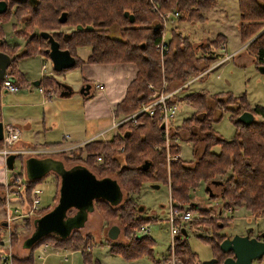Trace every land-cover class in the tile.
I'll list each match as a JSON object with an SVG mask.
<instances>
[{"label": "trees", "instance_id": "obj_1", "mask_svg": "<svg viewBox=\"0 0 264 264\" xmlns=\"http://www.w3.org/2000/svg\"><path fill=\"white\" fill-rule=\"evenodd\" d=\"M157 1L162 11H177L180 13L181 21L187 20L191 24L206 23L207 12L218 4L216 0ZM0 2L9 3L7 12L0 16V51L5 49L13 54L18 51V47L9 48L3 42L1 24L8 23L11 17L15 19L17 25H24V29L18 34L29 38L24 44L23 52L11 63V75L19 81L20 86H28V84L25 76L19 73L17 62L25 57L47 54L49 51V41L41 36L42 33L52 36L61 49H66L72 54L77 63L76 67L70 70L80 69L85 64L132 63L135 65L137 77L129 83L124 100L119 102L114 110L117 119L136 113L143 103L148 104L151 92L148 88L149 84L161 88L164 79L174 89L196 74L207 72L208 68L217 61V58H198L188 37L183 36L181 32L173 34V31L169 41V51L164 57L163 73L160 69L161 58L157 54L163 31L161 28L156 30L157 26L161 25V21L154 12H151L148 0H0ZM237 2L241 17L240 41L245 45L248 39L254 37L253 42L243 51H248L258 66H264V32L261 30L264 29V0H237ZM127 12L134 16L133 24L128 18H124ZM62 13L67 14L66 23L59 22ZM79 26H82L83 30L78 31L76 28ZM88 26H91L92 30H86ZM13 27L17 29V26ZM116 28L119 35L117 33V36L113 37ZM28 34L32 37H27ZM224 43H226L225 36L219 34L213 39H207L205 49L217 53L223 50ZM84 47L92 49V54L86 62L78 59L76 55L77 48ZM199 64L201 68L198 67ZM50 84H53L52 81ZM221 96V93L218 94V99ZM185 97L187 104L196 110V114L183 120V126L171 132L170 136L173 140L168 144V148L165 147L164 130L158 120L160 110L157 108L154 119H150L147 115L137 118L139 124L137 128L125 124L119 128L120 132L110 142L92 140L61 156L66 166L82 163L87 168L93 169L97 178L109 176L119 182L124 193L120 206L112 207L103 201H95L94 205L103 222L108 225L119 223L123 230L122 240L115 242L109 240L107 244L110 246L111 254L121 256L126 261L153 257L152 249L155 243L150 233H143L142 228L155 221L142 217L139 214L141 209L139 210L138 204L133 199L135 195L140 194L142 185L147 182L153 185L160 183L166 185L170 189L172 202L187 205L191 203L190 196L200 186L208 187L212 181H217L221 183V192L215 196L212 190V196L209 193L211 198H218L225 203L231 201L240 203L252 214L264 213V106H255L253 109L247 104L243 106V111H250L256 122L248 127L237 120V115L236 118H230L236 129L234 137L227 140L213 131V125L218 120L213 118L214 110L210 108L207 93L195 92ZM243 97L246 98V95ZM217 104L221 105L219 102ZM237 111L241 109L237 107L234 114ZM172 129L171 126L170 131ZM180 131H185L189 138L180 135ZM174 139H186L194 142V146L200 142L203 144V150L194 162L184 161L180 158L182 151ZM53 146L59 147L60 144L45 145L46 148ZM172 156L176 157V161L168 162L167 158ZM98 158H102V161L97 165ZM146 161L151 167L144 170ZM20 168L23 175L22 160ZM41 180L28 181L27 190L31 191ZM4 201L0 197V214L6 210ZM191 206L192 211L197 209L194 204ZM51 208L52 206L44 207L39 215L47 213ZM26 221L25 234H28L32 224L31 221ZM1 223L0 221V225ZM15 233L16 231L12 233V246H16L20 240L19 235ZM93 237L92 233L75 231L65 241L53 237L43 238L31 249L25 259L14 260L20 264H34L36 250L44 243L54 249L86 251L92 248ZM175 241L176 254L186 256L189 259L187 264H196L194 262L197 259L196 255L190 252L186 241L184 239H175ZM223 241V238L215 235L211 241L203 240L210 245L214 258L219 254V247ZM83 258L85 264H95L90 254L84 253ZM217 258L220 264L226 257L222 255Z\"/></svg>", "mask_w": 264, "mask_h": 264}, {"label": "rangeland", "instance_id": "obj_2", "mask_svg": "<svg viewBox=\"0 0 264 264\" xmlns=\"http://www.w3.org/2000/svg\"><path fill=\"white\" fill-rule=\"evenodd\" d=\"M216 1L218 3L217 6L213 10L207 12L206 15L208 16V19L204 24H198V23L191 24L187 20L181 21L180 19L178 20L174 17L172 18L175 20L173 21L169 20L167 22L166 29L168 31V35H167L168 42L170 41L172 35L175 32H181V34L185 37H188V40L190 41V43H192L193 47L195 48L194 52L196 53V56L198 58H206L204 55L210 50V49L207 50L205 49L207 46V39L209 40L213 39L219 34H223L226 40V43L222 44V49H223V45H225L226 48H224L220 52L219 51L217 52L218 54L221 53L220 55L222 57L220 58H225V56L228 53L233 54V52H235V57L233 59L234 56L233 55L229 60H226L224 63L222 62L221 64H219L220 62H217L218 60H220V58H218V60L208 68L209 71L204 76L200 77L198 76V74H196L195 76L191 77L190 79H188V81L185 82V84L190 83V85L187 87L186 90L183 89L181 92H179L176 95L177 98H175L174 102L178 103L177 105L179 111L177 116L171 120L172 123L171 125L173 129L171 131H168L167 133L169 142H166L165 147L167 146L168 143L170 144L171 141L173 140V138L170 136L171 132H173V130H175L176 128L182 127L184 123L183 120L185 119L187 120L196 114V110L192 109L187 104L188 102L185 97L186 95L195 92L207 93L208 102L209 104H211L210 108L214 110L213 118L216 121L218 120V122H216L213 125V131H215V133L218 135L224 136L227 140H231L234 137L235 135L234 133L236 129L233 124V121H231L230 118H236L235 117L236 115L239 117L240 115L245 113L243 111L244 110L243 106H246L247 104V106L252 107V109L255 106H261V107L264 106V77L258 71V68L260 66H258L255 63L256 60L251 56V54H249L248 51L246 52L243 51L246 50L247 46L253 42L254 37L248 39L245 45H243V43L240 41L239 38L240 36L239 25L241 23V17L238 11L239 3L237 2V0H216ZM153 3L157 5L158 1L148 0V6L152 13L154 12ZM160 6L161 5H159V8ZM154 8L158 9L156 6ZM160 12L165 13L166 15L170 11L167 10L165 12L160 9ZM154 13L161 21V18L156 13V11ZM13 26H17V29H14ZM1 27L3 30L2 33H3L5 45L9 48L10 47L13 48L15 46L18 47V51L14 54L10 53V51L8 50L3 49L9 55L11 54L13 60H15L16 57H18L23 52L24 44L27 43L29 40V38H26L23 35L21 36L18 34V32L24 29V25L23 24L17 25L15 19L11 17L9 22L1 24ZM261 30H263L264 32V29ZM117 33L118 30L116 28V32H114L112 36L113 37L117 36ZM27 37H32V35L28 34ZM227 41L229 42L228 53L226 51L227 43H228ZM157 51L159 58H161L160 69L161 71H163L164 68L163 65L165 64V58H164L165 56L164 57L161 56L160 54L161 51L159 49H157ZM31 60L33 61L25 62V65L28 66L27 70L31 72L32 76L35 77V82L37 80H40L42 81L41 82L42 87H50L51 77L52 76L55 77L56 75L55 72L53 71L52 62L48 59L46 54H40V55L37 54V56ZM44 64H47L48 67L46 71H42ZM116 64H110V65H116ZM105 65H109V64H105ZM213 66L216 67L211 69ZM198 67L201 68V64H199ZM11 70H9L10 75H11ZM58 75L59 76L56 77H59L63 81L65 80L66 83L71 84L76 90L77 89L78 91L81 90L80 84L83 81V79H82V74H80V69L63 71ZM201 75H203V73ZM163 81L165 80L163 79L162 83ZM168 85L169 87H171L170 86L171 84ZM180 85H182V83L177 86ZM220 93L222 96L220 97V99H218L217 96ZM17 94L15 93L0 94V104L2 106V116L4 117V120H8L7 117L5 116L7 110H9L8 106L10 105V103H8L9 100L8 98L12 97L13 95L15 96ZM244 95H246V98L244 97L242 98V96ZM43 101L45 102V99H43ZM218 102L221 103V105L217 104ZM237 107L238 109H241V111H237V113L238 114L240 113V115H238L237 113L234 114V111H236ZM181 134L183 136H186L187 139L189 138V136L186 135L185 131L184 132L180 131V135ZM174 142H177V145L180 147L182 151L180 158L184 161L187 160L194 162L198 157V155H200V153L203 150V144L200 142L197 143L196 146H194V142L187 141L186 139L184 140L174 139ZM47 149L50 150V148ZM120 150L122 149L120 148ZM50 151H54V152L45 154V158L51 157V155L53 154L56 155V157L61 156L60 151H55V149ZM60 158L62 161L64 160L63 157ZM20 162H21L20 160H16L14 162V168H15L14 173L15 172L19 174L22 173L20 168ZM80 164H74V165H80ZM98 164L100 163H97V165ZM74 165L67 164V166L70 168L73 167ZM3 170H4L3 166L0 165V180H2V177L4 175ZM91 171L94 172L93 169H91ZM10 175L11 174H7L6 178L8 179ZM218 180H222V179L218 178ZM1 186L2 187L0 188V197L2 196L1 195L2 190H4L3 188L4 185L2 184ZM59 186H60V180L56 177L55 174L54 175L52 174L48 176L46 179H42L41 182L38 184V186L34 187L43 190V200L41 207L46 208L48 206H52L50 210L54 208V205L57 199L59 198V193H58ZM204 186L203 187L200 186L199 189L190 196V201H191L190 204L188 203L187 205H183L184 207L183 210L189 209V211H192L191 204H194L195 207L197 208L196 210L192 211V214L194 216L193 221L192 222L188 221L184 225V227H186V230L184 231L188 233L187 237L186 238L183 237L184 231L180 235L181 237L180 240L184 239L187 243V247L190 250V252L197 256L196 261H194L196 264L198 263L201 264L202 261H209L214 258V253L212 252L210 245L203 242V240L211 241L214 235L216 237L223 238L224 240L227 236H229V238H232L234 235L243 236L251 228H254V231L251 234L252 236H254V234H256L259 231H264V213L252 214V212L247 211L244 208V206L241 205L240 203L237 204L232 201L225 203L218 198H214V197L211 198L206 190L207 188L206 185ZM208 187H210L211 190H213L215 196L219 195L221 192L220 186H214V184H210ZM140 190H141L140 194L135 195L133 199L138 204L139 210L142 209L139 214L144 218L152 217L150 219L155 221V223L153 222L152 224H148V226L151 229L150 237L153 238L156 248L154 249L153 257L149 256L139 260L137 259L133 263H125L128 261H126L125 258L121 257L123 261L120 262H122V264L155 263L156 262L155 258H157L158 256L157 253H159V250L167 249L168 247H170L172 243L171 228L169 224L170 223L169 210H171L170 189L162 183L153 185L147 182L146 184L142 185ZM54 199L55 202L53 201ZM15 202H16L15 200H12L11 204L13 205ZM200 210L202 213L200 212ZM2 215L3 213L0 214V221L3 219ZM88 218L89 221L87 225H85V227H83L82 230H80V232L85 234L88 233L93 234L94 236L92 241L93 255L91 257L93 258L95 264H98L99 262L102 261L103 258L108 256V253L110 251V246L107 244L108 243L107 241L110 240V239L108 240L109 227L117 226L121 230V235L120 237H118L117 241L122 240L123 230L121 229L118 222H114L112 224L109 223V225L105 221L103 222L102 221L103 219L100 218L96 209L95 212L92 213ZM31 224L32 227L28 234H25L26 227L20 226L19 224L17 230L15 227L16 225H14V223L11 224L10 230H8L9 229L8 226L6 227L4 225L3 227H1L0 225V242L4 241L3 245L0 247V250L2 251L5 250L7 252L11 250L14 258H19L20 260L25 259L30 253V251L25 250L22 247V242L23 240H25L30 236V233L32 232L34 227L32 222ZM20 227H23V229L20 230ZM14 231H16L15 234H18L20 237V240H18L16 246L11 245L12 235H13L12 233ZM9 232H11L12 235H10ZM50 252L51 255H47V253ZM84 253H85L84 249L83 251L82 250L69 251L67 249H59V248L54 249L52 248V246L45 245L44 243L43 245H39L38 249L36 250L34 264L42 263V261L37 258L38 256H41L45 260L44 264L45 263L46 264H85L83 258ZM169 253L170 252L168 251V254ZM43 254L45 255L43 256ZM85 255L87 254L85 253ZM222 255L223 254L219 252L217 257ZM64 256L67 257L65 258ZM169 256L170 254L168 255V257ZM223 256L226 257L225 255ZM97 258L99 261L96 260ZM187 262H189V259L186 256H178L176 254V261L174 260V262L172 261L170 264H187ZM107 263L109 264V262ZM253 264H264V259L261 261L254 260Z\"/></svg>", "mask_w": 264, "mask_h": 264}, {"label": "water", "instance_id": "obj_3", "mask_svg": "<svg viewBox=\"0 0 264 264\" xmlns=\"http://www.w3.org/2000/svg\"><path fill=\"white\" fill-rule=\"evenodd\" d=\"M8 4L7 2H0V16L7 12ZM66 16L67 14L62 13L59 22L66 23ZM124 18H128L132 24L135 22L134 16L130 15L129 12L124 14ZM159 26H157L156 30H159ZM76 29L81 31L83 27L79 26ZM85 29L92 30V27L88 26ZM41 36L49 41V51L46 55L52 62L53 71L56 74L55 77L52 76L53 85L61 91L59 98H69L76 93L74 88L56 76H59L58 74L62 73L63 70L75 68L77 61H75L69 51L61 49L52 36L46 33H42ZM9 63V56L5 53H0V80L4 78L5 70L10 66ZM258 71L264 77L263 65H260ZM40 82V80H37L31 85L33 88H37ZM90 92V85L83 86L79 90L82 97H87ZM237 120L248 127L256 122L250 111L237 117ZM2 136V122L0 121V140ZM15 159V155L10 156L6 162V167L11 171L14 170ZM145 163L143 169H149L151 164L148 161ZM23 167L25 168L26 179L31 182H38L48 174H55L60 180V186L58 187L59 198L52 210L45 214L43 213V215L35 219L30 236L22 242V247L25 250L31 251L43 238L53 237L59 241L69 239L75 231L82 230L88 223L89 215L94 213L96 209L95 201H103L112 207H118L124 197V193L116 179L109 176L97 178L91 170L82 166V164L74 165L70 168L66 167L62 161L56 160V158L29 157L24 162ZM212 184L214 186L221 185L217 181H212ZM206 190L212 196L211 188L207 187ZM251 231L248 230L245 236L234 235L232 238H229V236L225 238L219 247V251L225 256L231 254L233 257L228 256L221 264H252L254 260L263 259L264 242L255 237L250 238L249 234ZM120 235L121 230L117 226L109 227L108 240L115 242ZM183 236L187 237L185 231ZM201 264H218V259L215 257L209 261H202Z\"/></svg>", "mask_w": 264, "mask_h": 264}, {"label": "crops", "instance_id": "obj_4", "mask_svg": "<svg viewBox=\"0 0 264 264\" xmlns=\"http://www.w3.org/2000/svg\"><path fill=\"white\" fill-rule=\"evenodd\" d=\"M228 50L229 42L227 43V53ZM90 54H92L91 47H84L78 48L76 55L78 59L86 62ZM228 55H234V59L235 52L233 54L228 53ZM36 56L25 57L18 62V71L22 76H25L28 86H21V91L17 95L8 98L10 105L5 115L8 119L6 121L21 130L22 135L18 141V146L47 149L44 147L45 145L56 143L60 146L50 148V150L55 149V151L61 153L66 152L67 149L84 146L92 140L110 142L113 137L118 135L120 130L112 127L115 119L118 120L115 117L114 110L117 104L124 100L129 83L137 77L138 72L135 65L132 63L116 65L85 64L80 68L83 79L80 86L82 84L90 85L91 92L87 97L80 96L78 89L76 90L71 84L66 83L74 88L75 94L69 98H59L61 91L56 90L57 95L44 102V98L42 99L39 91L32 87L31 84L35 82V77L32 76L31 72L27 70L28 66L25 65V62L33 61L31 59ZM58 79L60 78L58 77ZM97 84L102 86L101 90L95 89L94 85ZM44 88L48 89V87ZM3 172L5 173V170ZM2 184H4L3 177L0 180V185ZM4 214L5 212H3V218ZM145 228L147 233L151 235L149 226L147 225ZM151 239L153 240V238ZM155 248L156 246L152 249L153 253ZM168 249L169 247L165 250H159L158 256L155 258L156 262L152 264H166L169 259ZM47 255H51V252ZM92 255L93 248L90 253V256ZM120 261H123L121 256L113 255L109 251L108 256L98 264H108L107 262L109 264H122Z\"/></svg>", "mask_w": 264, "mask_h": 264}, {"label": "built area", "instance_id": "obj_5", "mask_svg": "<svg viewBox=\"0 0 264 264\" xmlns=\"http://www.w3.org/2000/svg\"><path fill=\"white\" fill-rule=\"evenodd\" d=\"M153 9L154 12L159 15L161 18V25L159 26L163 31V39L160 40V46L158 49L161 51L160 54L162 57L165 56V54L169 51V42H168V31L166 29L167 22L173 21L172 17L179 19L180 13L177 11H171L168 12V14L165 15V13L160 12L159 5L153 3ZM157 7L158 9L154 8ZM226 48L225 45H223V49ZM221 54V53H220ZM220 54L216 52H207L204 56L207 58H220L222 57ZM232 56L226 55L225 58H220L217 62L224 63L226 60H229ZM216 66H213L211 69L215 68ZM47 64L43 66L42 71H46ZM209 71V70H208ZM203 73V75H198L200 77L204 76L206 73ZM5 78L0 82V91L1 94H12V93H19L20 92V85L19 82L16 81V79L10 75V72L8 71ZM162 87H155L153 84H149L148 88L151 91L148 104L143 103V105L140 106V108L137 110L136 113H132L128 117H121L118 118V120H115L113 122V128L118 129L119 127L125 126V124L133 125L134 128L139 127L137 118L147 115L150 119H154L156 117V109L160 110V116L158 117L159 123L161 124L163 131V136L166 142L168 141L167 133L171 129V120L174 119L178 114V103H175L174 100L177 98V94L181 92L183 89H187V87L190 85V83H182V85L175 87L172 89V87H169V85L163 81ZM96 90H100L102 86L99 84L94 85ZM39 93L41 94V97H43L46 101L51 100L56 94L54 90H44L40 87L37 88ZM0 119L2 121V130H3V136L1 138V148H0V165L3 166V169L5 170V173L3 175V182H4V190L1 192V199L5 200V208L4 211V218L3 221H5L6 225L9 227L8 230L11 229V224L14 223L16 225L17 223L20 226L27 227L26 220L31 221L32 223L35 221L37 217H39V214L42 211L41 205L43 200V190L33 188L30 190H27L28 188V181L24 175H21L17 172L14 173V170L11 171L6 167V162L10 156H16V160H22L25 162L27 158H40L42 155L45 157V154L47 153H53L54 151L45 150V149H37V148H27L18 146V141L20 139V136L22 135L21 130L18 129L14 124L12 125L10 122H7L4 120V117L2 116V106L0 105ZM169 144V143H168ZM168 144L166 148H168ZM102 158L96 159L98 163L101 162ZM168 162L176 161V157H168ZM14 161V162H15ZM22 162V163H23ZM11 174L10 177L7 179L6 175ZM37 187V186H36ZM2 188V189H3ZM15 200L16 202L12 205L11 201ZM171 202V210H169V224L171 228V245L169 249V259L166 264H170L174 260L176 261V240H180L181 233L186 230V227L184 225L189 221L192 222L194 219V216L189 209L183 210L182 204H177L176 202ZM17 224V225H18ZM180 224V225H178ZM17 225L15 226L17 228ZM14 227V226H13ZM12 227V228H13ZM23 227H20V230H22ZM143 233H147V229L144 227ZM12 232V231H11ZM11 232H9L10 235ZM183 235V234H182ZM180 238V239H177ZM3 242H0V247L3 245ZM10 247V246H9ZM91 248H88L87 251H85L86 254H90ZM65 258L67 256H64ZM39 260L42 261L41 264H44V259L41 256L37 257ZM13 253L11 250L9 252L0 250V264H20V262L16 263L14 260Z\"/></svg>", "mask_w": 264, "mask_h": 264}, {"label": "flooded vegetation", "instance_id": "obj_6", "mask_svg": "<svg viewBox=\"0 0 264 264\" xmlns=\"http://www.w3.org/2000/svg\"><path fill=\"white\" fill-rule=\"evenodd\" d=\"M4 42V41H3ZM0 53H5V54H7L10 58H9V60H10V66L8 67V69L7 70H5V73H4V76L6 75V73L9 71V70H11V63H12V61H13V58H12V56H11V54L9 55L6 51H0ZM3 76V77H4ZM5 78V77H4ZM3 78V79H4ZM15 78V77H14ZM2 79V80H3ZM16 79V78H15ZM2 80H0V82H2ZM16 81L17 82H19L17 79H16ZM51 81H52V83H53V78L51 77ZM42 82V81H41ZM41 82H40V85H39V87L41 88V89H44V90H54V92H55V94L57 95V92H56V90H59V89H57L53 84H50V87H48V89L47 88H44V87H42L41 86ZM51 83V82H50ZM20 85V84H19ZM86 85H89V84H82L80 87L82 88L83 86H86ZM0 94H1V91H0ZM55 97V96H54ZM1 105V104H0ZM0 121H1V119H0ZM119 129V128H118ZM0 148H1V145H0ZM76 149V148H75ZM75 149H67L68 150V152H70V151H72V150H75ZM67 152V151H66ZM65 152V153H66ZM61 154V156H62V154H64L63 152L62 153H60ZM61 156H57L56 157V155H51V157H46V158H56V160H59V161H62L61 160ZM40 157H43V156H40ZM43 158H45V157H43ZM102 161V160H101ZM63 162V161H62ZM97 162V161H96ZM64 163V162H63ZM98 163V162H97ZM101 163V162H100ZM65 165V164H64ZM66 166V165H65ZM83 166V165H82ZM66 167H68V166H66ZM86 167V166H85ZM89 169V168H88ZM90 170V169H89ZM50 175H52V174H48L47 176H45L43 179H46L48 176H50ZM54 175V174H53ZM57 177V176H56ZM26 178V177H25ZM58 178V177H57ZM2 223H1V227H3L6 223L4 222V221H1ZM87 225V224H86ZM7 226V225H6ZM249 230H252L251 231V233L249 234V237L250 238H258L259 240H261V241H263L264 242V231H259V232H257L256 234H254V236H252L251 234L253 233V231H254V228H251V229H249ZM246 234H244L243 236H245ZM261 237V238H260ZM228 256H230V257H233V255H231V254H228L227 256H226V258H228ZM225 258V259H226ZM263 259H264V257H263ZM263 259H260V260H258V261H261V260H263ZM224 261V260H223ZM222 261V262H223ZM221 262V263H222ZM254 262V261H253ZM253 262H252V264H253ZM220 263V264H221ZM219 264V263H218Z\"/></svg>", "mask_w": 264, "mask_h": 264}, {"label": "bare ground", "instance_id": "obj_7", "mask_svg": "<svg viewBox=\"0 0 264 264\" xmlns=\"http://www.w3.org/2000/svg\"><path fill=\"white\" fill-rule=\"evenodd\" d=\"M10 58V57H9ZM146 116V115H145ZM157 119V118H156Z\"/></svg>", "mask_w": 264, "mask_h": 264}]
</instances>
